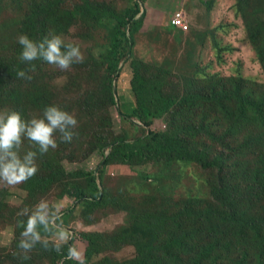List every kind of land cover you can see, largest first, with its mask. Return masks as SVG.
<instances>
[{"label":"trees","instance_id":"obj_1","mask_svg":"<svg viewBox=\"0 0 264 264\" xmlns=\"http://www.w3.org/2000/svg\"><path fill=\"white\" fill-rule=\"evenodd\" d=\"M139 1L145 9L146 0H0V110L19 112L26 121L57 105L78 122L71 142L84 145L85 139L82 157L70 153L60 137H54L58 147L43 155L38 145L23 139L18 155L37 152L38 171L17 185L0 181V225L11 229L10 242L0 247V264H77L64 259L69 245L83 253L84 264H264V0H233L231 5L259 77L243 74L240 62L237 75L192 71L177 76V64L170 68L168 61L152 66L138 60L134 47L143 34L156 47L160 40L193 46L192 38L211 36L217 58L236 51L215 35L217 28L229 33L235 23L193 34L166 23L163 14L150 20L147 10L140 12ZM215 1L203 4L209 11ZM79 29L84 35L65 43L88 40L83 63L62 71L40 59H19L20 34L39 42L50 32L67 37ZM190 58L187 53L186 63ZM21 70L32 79L18 77ZM60 76L62 87L49 89ZM115 93L127 96L128 105L119 106ZM113 111L120 116L118 133ZM95 152L101 156L98 168L65 166ZM118 165H155L162 171L137 175L155 187L151 194L133 196L134 187L116 188L105 172ZM187 170L194 184L204 183L202 196L176 193ZM12 186L23 193L17 205L9 202ZM42 199L50 205L67 203L57 223L75 238L59 253L51 250L55 237L42 227L48 250L43 241L28 253L18 247L20 222L27 220L19 213L28 207L30 215ZM116 214L123 215L121 224L89 230ZM25 254L30 259H23Z\"/></svg>","mask_w":264,"mask_h":264},{"label":"rangeland","instance_id":"obj_2","mask_svg":"<svg viewBox=\"0 0 264 264\" xmlns=\"http://www.w3.org/2000/svg\"><path fill=\"white\" fill-rule=\"evenodd\" d=\"M209 0H146L145 9L144 5L140 3V9L147 10L146 16L153 21H156L158 15H164L166 17V23L170 24L172 15L174 12L183 13L184 23L187 25V29L191 30L193 34L207 31V29L217 27L220 23L228 21L231 23H235V27L230 29V32L224 34L223 31L217 28V32H215L216 36H220L222 38L223 43L230 44L236 48V51L232 54L221 55L220 58H217L216 51L213 49L212 37L209 36V39L202 40V37H194L191 41L195 43L193 46L186 45L183 42H177L175 45L173 43H169L168 40L164 43L160 40L158 47L154 44L150 43L148 37L145 34L138 36L137 45L134 47V54L138 60H142L145 63H149L152 66H160L163 61H168L172 65H178L177 76L184 72H188L187 74L191 76L192 71H198V73H218L221 76H230L239 74V70L243 74L249 76H260L261 72L259 66L254 60V54L248 44L244 41L245 32L242 26V23L239 19L234 17V12L232 11V3L233 0H216L215 7L208 11V8L205 7L206 4L203 2ZM123 5L120 1H118V6ZM203 5V6H201ZM186 10V14L184 13ZM154 15L153 18L150 17ZM145 24H147V29H152L153 22H149L146 19ZM152 25V26H151ZM221 25V24H220ZM219 25V26H220ZM161 30V29H159ZM73 35H84V30H75V32H71L67 37L63 36L64 42H71V37ZM161 36V35H160ZM85 39H88L85 37ZM82 52L83 56H85V48L88 47V40H76L75 41ZM191 53L190 63H186L189 61L185 60L186 54ZM185 60V61H184ZM240 62L242 65V69L238 70L237 64ZM182 65V66H181ZM52 67H56L52 65ZM187 75V76H188ZM177 79H174L176 81ZM179 79L178 82L179 83ZM64 84V78L62 76L55 78L53 85L49 86L50 88L62 87ZM182 84V83H181ZM184 89V87L182 86ZM180 89V86H178ZM118 105L123 107L128 105V97L120 95L118 98V94H114ZM119 106H116L117 108ZM123 109V108H122ZM118 111V110H117ZM7 112V110H0V113ZM119 113L112 112V121L114 126V131H120V120ZM37 118L36 115L30 118H27L26 121ZM114 132V133H115ZM54 137H60V133L56 132ZM77 138V137H76ZM60 139V138H58ZM76 144V139L69 143V146L72 148L70 153H75V156L78 157L81 154V157L85 154L82 151L85 146ZM20 154H23L20 152ZM107 154V152H106ZM23 156V155H22ZM101 156L99 154H92L89 159L80 161L79 163H67L65 162V166L67 168H72L74 166H78L81 168H89L94 169L99 164ZM162 169L155 165L148 166H138V167H130L127 166H114L113 168H106L105 172H109L110 177H113V186L124 190L125 188H133L134 192H132L133 196H137L138 193L142 192H150L154 189L155 185L145 183L140 176H148L154 175L157 172H161ZM113 174V175H111ZM170 174V173H169ZM97 176V173L95 174ZM137 175H140L139 177ZM193 173L187 170L179 182L178 191L176 193L181 194L180 196H185V194H191L193 196L199 197L202 196L205 192L204 183L200 187L193 182ZM165 182L169 183L168 180ZM170 184V183H169ZM9 191L12 193V196L9 199V202L13 205H17L20 202V199L23 197V193L19 190V188L12 186L9 188ZM175 198H179L178 194H175ZM47 201V199H44ZM61 210L62 206H66V201H60L56 204ZM79 211V206L76 208V212ZM123 215H110L106 219L101 220L97 225L91 227L89 230L94 231H108L112 229L117 224H121L123 222ZM73 233L72 230L68 229ZM11 240V229L9 227H4L0 225V247H4L8 245ZM56 242L55 238L53 239ZM61 264V263H59Z\"/></svg>","mask_w":264,"mask_h":264},{"label":"clouds","instance_id":"obj_3","mask_svg":"<svg viewBox=\"0 0 264 264\" xmlns=\"http://www.w3.org/2000/svg\"><path fill=\"white\" fill-rule=\"evenodd\" d=\"M143 11V9L140 10V12ZM179 14L184 21L182 13ZM17 43L22 46L19 57L22 62L31 63L33 60L40 59L55 65L62 71L68 70L73 64L84 62L79 45L66 44L61 35L51 32L39 42L29 39L25 34H20L17 37ZM30 70L34 71V66ZM17 76L26 80L32 79L23 70L19 71ZM77 124L73 115L57 105L46 106L41 118H32L28 121L23 120L20 113L16 111L0 113V181L8 185H17L26 182L37 173L38 167L35 162L37 152L28 151L23 158L18 155L17 150L22 145L23 139L38 145V151L43 155L50 148L58 147L54 138L56 132L60 133L61 142L70 143L76 135L73 129L77 127ZM29 211L30 209L25 207L19 213V215L27 216L26 223L20 222L23 231L18 244L25 253L30 252L41 241H43L41 246L45 250L49 249V243L41 236L39 227H42L45 233H52L55 237L56 243L51 250L58 253L65 244L75 238L71 231L57 223L58 219L60 220L58 216L60 209L57 205H50L48 201L42 199L34 206L30 215ZM23 259L27 260L30 257L25 254ZM64 259L84 264L83 253L74 245L68 246Z\"/></svg>","mask_w":264,"mask_h":264},{"label":"built area","instance_id":"obj_4","mask_svg":"<svg viewBox=\"0 0 264 264\" xmlns=\"http://www.w3.org/2000/svg\"><path fill=\"white\" fill-rule=\"evenodd\" d=\"M170 24L174 27H180L182 30L187 29V25L184 23L181 15L179 13H175L170 21Z\"/></svg>","mask_w":264,"mask_h":264}]
</instances>
